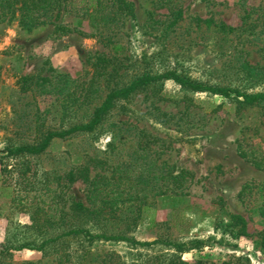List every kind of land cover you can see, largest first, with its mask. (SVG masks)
<instances>
[{
    "label": "rangeland",
    "instance_id": "obj_1",
    "mask_svg": "<svg viewBox=\"0 0 264 264\" xmlns=\"http://www.w3.org/2000/svg\"><path fill=\"white\" fill-rule=\"evenodd\" d=\"M107 1L118 5L117 0ZM126 1L132 11L120 14L107 27L102 25L104 38L85 34L100 29L69 12L58 20L77 24V30L69 33L55 32L50 23L29 30L17 20H0V150L32 142L36 124H43L45 130L61 129L86 119L106 94L104 82H96L95 102L79 108L78 116L77 101L73 104L67 95L73 91L77 95V89L88 85L94 55L112 56L116 42L124 46L127 57L113 83H127L145 71L178 68L210 84L264 91V0ZM175 10L182 11L181 21L169 26ZM196 17L237 28L227 35V52L220 49L221 38L205 24L200 30ZM238 48L247 50L243 55L259 66L258 74L249 76L242 70ZM40 74L53 82L48 92L21 89V76ZM245 135L242 149L264 158V107L238 111L235 100L207 91L192 92L168 78L119 102L93 132L56 137L39 154L13 157L0 152L10 169L5 176L0 162V244L6 249L0 252V264H103L104 260L129 264L141 262L148 254H170L161 243L131 245L72 235L46 254L16 249L39 238L29 227L33 216L42 221L47 213L60 219L62 206L68 209L74 200L89 204L87 183L68 176L77 166L89 165L91 176L111 174L119 160L129 166L126 170L133 187L140 176L147 175L149 165L159 167L166 162V172L184 169L192 175L177 194H156L155 185L147 186L146 192L156 195L151 196L133 233L136 239L153 241L162 234L175 240L202 239L204 246L182 253V258L264 264V161L257 165L241 154L239 140ZM14 163L16 168H12ZM245 184L249 187L241 193ZM220 199L227 210L246 219L248 235L234 237L223 227ZM38 206L42 208L39 214ZM67 221L77 219L71 216Z\"/></svg>",
    "mask_w": 264,
    "mask_h": 264
},
{
    "label": "trees",
    "instance_id": "obj_2",
    "mask_svg": "<svg viewBox=\"0 0 264 264\" xmlns=\"http://www.w3.org/2000/svg\"><path fill=\"white\" fill-rule=\"evenodd\" d=\"M116 1V0H115ZM118 5H110L107 0H0V20L14 21L17 20L24 28L29 30L34 29L40 25L53 24L54 31L60 33H69L77 30V24L73 26L72 23H63L58 20L61 18L63 12H69L77 18H87L91 27L100 29L98 32L85 33L88 35H99L101 37L107 36L103 26H109L120 14L126 11H132L130 3L126 0H117ZM174 18L169 26H176L181 21L182 11H173ZM196 25L203 28V24L207 26V30L212 31L213 35H218L221 38L219 42L220 49L227 52L228 43L227 35L237 31V28L226 24L225 22H215L212 18L203 19L201 17L195 18ZM256 25V24H255ZM253 24V26H255ZM264 27V24H263ZM79 30V29H78ZM80 32H83L80 30ZM208 33H205L207 36ZM165 34L164 37H168ZM108 42H114L110 37H106ZM208 39L212 37L208 35ZM112 56L104 53L95 54V61L92 63L94 69L91 80L88 85L83 88L85 93L77 89L68 93V98L73 104L77 101V116L79 108L90 106L95 102L96 94L99 92L96 82H104L106 85V94L102 100L93 105L92 110L88 113V117L84 120H78L68 128L61 129H43L39 124H36V133L32 142H26L19 145L0 150V152H8V155L13 157L27 156L30 154H39L44 152L50 145L51 141L58 138H65L75 132H93L101 125L111 111L115 109L117 104L123 100H128L132 95L140 89H146L152 84L171 78L178 82L184 88L192 92H211L213 94H220L237 102L238 111L244 110L248 107H264V91L248 92L243 91L239 87L230 84H210L199 79H194L184 71L178 68L164 70L160 73H150L145 71L141 74L135 75L129 82L120 84L114 82L115 77L120 74L121 68L124 67L123 61L127 57L123 56L124 46L118 42L113 45ZM235 52L241 54L243 59L241 68L249 76L258 74L259 66H254L243 54L248 53L244 48H238ZM20 87L23 91L39 89L40 93L48 92V84L53 82L49 76L31 75L21 76L18 79ZM49 82V83H47ZM101 86V85H100ZM99 86V87H100ZM55 88V87H54ZM156 93V90H154ZM75 111V108H74ZM68 112L64 110V115ZM38 121V119H37ZM247 139L245 135L239 140V147L241 154L253 160L257 165H262L264 158L257 157L255 151H246L242 149V143ZM112 145V142H109ZM3 174L10 171L9 164L0 157ZM98 164H103L105 161L97 160ZM14 163L12 168H16ZM129 166L123 160L117 161L113 165L111 174L98 173L91 176V168L89 165L77 166V171L69 173L71 180L82 179L87 183L88 201L89 204L81 200H74L68 209L64 206L61 208L60 219H55L53 215L44 213V219L41 221L37 216L32 217V224L29 226L38 232V237L31 241L22 243L16 249H37L42 250L45 254L49 249L55 245L64 242L68 236H81L90 240H114L123 241L131 245H153L156 243L168 246L172 252L160 254H148L141 262H132L129 264H219L214 261H209L204 258H199L193 262L182 258V253L191 249H200L204 246L205 241L202 239L189 240H175L167 235H160L153 241H139L134 236L140 220L142 219L144 210L150 202L151 196L156 194L182 192L185 186V181L192 176L187 170L180 169L177 173L175 171H167V164L164 162L161 166L149 165L147 175L140 176L136 187H133L131 177L128 176L127 168ZM27 167L23 173L29 170ZM155 169H160L157 172ZM156 171V172H155ZM188 177V178H187ZM142 180V181H141ZM149 184L155 185L152 190L155 193L146 192ZM264 186V184H262ZM248 184H245L242 192H245ZM158 190V193H157ZM221 204V212L223 215V227L234 237L248 235L247 221L238 213L231 212L226 209L223 199L219 200ZM41 207H36L37 214L40 213ZM264 216V208L261 209ZM74 217L76 222L71 223L67 221L68 217ZM264 243V235H263ZM4 245L0 244V252H5ZM57 250V248H56ZM112 259V256H111ZM115 260H104L103 264H124L115 262ZM227 261L221 264H227Z\"/></svg>",
    "mask_w": 264,
    "mask_h": 264
}]
</instances>
